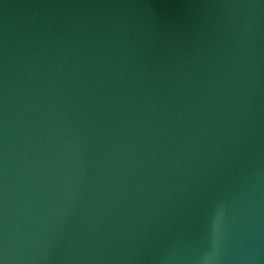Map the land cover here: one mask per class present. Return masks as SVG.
<instances>
[{
    "label": "water",
    "instance_id": "1",
    "mask_svg": "<svg viewBox=\"0 0 264 264\" xmlns=\"http://www.w3.org/2000/svg\"><path fill=\"white\" fill-rule=\"evenodd\" d=\"M0 264H264V0H0Z\"/></svg>",
    "mask_w": 264,
    "mask_h": 264
}]
</instances>
